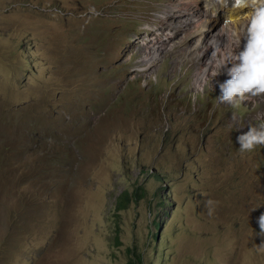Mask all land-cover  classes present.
I'll return each instance as SVG.
<instances>
[{
  "label": "rangeland",
  "instance_id": "374dc122",
  "mask_svg": "<svg viewBox=\"0 0 264 264\" xmlns=\"http://www.w3.org/2000/svg\"><path fill=\"white\" fill-rule=\"evenodd\" d=\"M198 1L0 0V264H264V95L217 101Z\"/></svg>",
  "mask_w": 264,
  "mask_h": 264
},
{
  "label": "clouds",
  "instance_id": "9594fccd",
  "mask_svg": "<svg viewBox=\"0 0 264 264\" xmlns=\"http://www.w3.org/2000/svg\"><path fill=\"white\" fill-rule=\"evenodd\" d=\"M237 3L245 7L251 4L252 7L246 36L238 51L231 44V51L223 58L222 63L216 65L226 76V79L216 84L219 89L217 101L227 103L233 108L239 107L248 94L264 95V0H237ZM88 12L93 16L100 15L95 7L89 8ZM221 21L218 22L221 24ZM226 22L228 21H223L219 27ZM191 99L195 103L197 96L193 95ZM236 143L241 152H252L257 146L264 145V119L250 125L246 132L238 135ZM208 203L211 204L212 201ZM258 223L255 228L260 233L264 232V214L259 217Z\"/></svg>",
  "mask_w": 264,
  "mask_h": 264
},
{
  "label": "bare ground",
  "instance_id": "6f19581e",
  "mask_svg": "<svg viewBox=\"0 0 264 264\" xmlns=\"http://www.w3.org/2000/svg\"><path fill=\"white\" fill-rule=\"evenodd\" d=\"M226 1L227 0H199L198 1V9H197V14L195 15V17L199 18L202 15L206 17V19L202 20L203 19L202 18L199 21H201V22L203 21L204 27L206 28L207 31H209V30L213 31L214 26L220 20H222V22L225 21V20L228 21V22H226L224 24V26L219 27L218 29L214 30L213 32H209V34H208V39H207L206 46H208L209 48H206L204 50V52L207 54V58H206L204 64L207 67L211 66V65H215L216 66L217 64L222 63L223 62V58L226 57L227 54L231 51L230 47L236 43L235 36L238 34V32H244V29L247 28V27L244 26L245 25V21L241 19L242 18L241 16L248 17L249 21H250V13L252 11L251 4H250V6L245 7L242 4H238L237 0H233V2H232L233 4H231L233 6L232 7H230V6L227 7L226 6V4H227ZM230 3L228 5H230ZM177 10H178V8H177ZM188 10L186 9V12L188 14V19L189 18L193 19L194 16H191L192 13H189ZM184 16H186V13H185ZM200 24L202 25V23H200ZM230 25H231V27H233V26L236 27V31H234V28L233 29L230 28ZM175 27H176V25H175ZM192 33H194V32H192ZM200 36L205 37V36H207V34L200 33ZM171 37H173V36L171 35ZM157 44H158V47H157L156 50H154L155 57H156V55H158V52H161L162 50L164 51V47L165 48L167 47V46H165L164 43H157ZM162 44H163V47H162ZM209 51H213V52L210 53ZM207 52H209V53H207ZM217 56H219V58H216Z\"/></svg>",
  "mask_w": 264,
  "mask_h": 264
},
{
  "label": "trees",
  "instance_id": "16d2710c",
  "mask_svg": "<svg viewBox=\"0 0 264 264\" xmlns=\"http://www.w3.org/2000/svg\"><path fill=\"white\" fill-rule=\"evenodd\" d=\"M14 136H18L17 135V131L15 133H12ZM14 136H10V138L14 137ZM10 138H7V143L10 142L9 144H13V142H16V141H19L20 142H23V139H19V140H12ZM12 154H16V153H12ZM152 177L154 178L155 181H160L162 179V175L161 173H159V175L157 173L153 174ZM1 180V178H0ZM9 188L8 191H12L16 188V185L12 184V185H7ZM2 195L0 194V208H2L1 206V198ZM141 198V195H139L136 192H134L132 195L129 193V192H124L123 194H121L116 202V207H115V210H117V212H120V211H124L128 208L129 204L131 202H137L139 201ZM23 201H21L20 203V206L22 205ZM163 204L161 202H159L158 204V207L160 208ZM15 208V207H14ZM13 207H11L9 204H8V207H7V213L5 215H8V220L10 221L11 219L9 218V216H12L13 214ZM26 214V212H25ZM159 214V213H158ZM158 216V215H157ZM26 218V217H25ZM27 219V218H26ZM22 221H24V218H22ZM154 224L155 226H159L160 225V222L156 220H154ZM138 259V263H141V257H137ZM128 264H137V262H134L132 259H129V263Z\"/></svg>",
  "mask_w": 264,
  "mask_h": 264
}]
</instances>
